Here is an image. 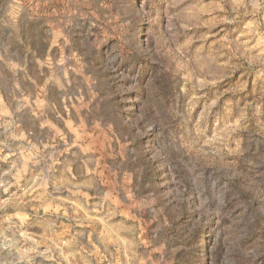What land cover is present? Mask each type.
Masks as SVG:
<instances>
[{
    "label": "rangeland",
    "instance_id": "1",
    "mask_svg": "<svg viewBox=\"0 0 264 264\" xmlns=\"http://www.w3.org/2000/svg\"><path fill=\"white\" fill-rule=\"evenodd\" d=\"M105 2L109 7L94 8L95 14L116 22L139 7L132 0ZM168 2L176 35L157 54L167 102L191 107L193 132L196 122L205 129L201 145L228 154L223 167H239L245 158L258 162L264 156V0ZM59 7L55 0H0V93L9 97L0 102V264H149L146 251L155 262L160 250L149 237L156 225L129 207L131 193L122 189L136 183L116 130L122 113L104 100L109 92L118 99L124 65L103 78L86 69L80 52L96 40V27L80 18L56 27L48 14ZM169 51L178 58L172 70ZM158 92L149 81L143 101L129 90L119 103L146 111ZM105 121L115 138L99 136ZM216 164L205 160L202 179L218 176ZM159 178L153 168L151 179ZM227 187L225 179L217 195ZM181 261L177 255L173 264Z\"/></svg>",
    "mask_w": 264,
    "mask_h": 264
},
{
    "label": "clouds",
    "instance_id": "2",
    "mask_svg": "<svg viewBox=\"0 0 264 264\" xmlns=\"http://www.w3.org/2000/svg\"><path fill=\"white\" fill-rule=\"evenodd\" d=\"M55 3L62 7L59 11L54 8L48 15L54 18L56 27L67 28L72 18L87 19L96 27V40L80 52L86 69L103 78L105 73L111 75L124 65L119 72L124 83L116 90L118 99L113 100L109 92L104 100L122 113L116 130L123 141L121 150L136 173L135 185L122 186L131 193L128 205L138 214H146L147 223L156 225L152 230L156 235L149 239L160 255L153 262L146 251L149 264H173L177 255L182 258L181 264L193 257L197 264H264V156L258 162L245 158L239 167H223L219 162L228 154L221 155L220 150L201 145L205 129L196 122L193 132L191 107L170 106L167 102L166 76L157 54L176 35L170 11L174 4L168 0H132L139 7L125 11L120 22H116L114 16L95 14L94 8L109 7L105 0L99 3L55 0ZM165 3L167 8L163 7ZM109 38L111 42L106 43ZM177 59L168 52L167 70H172ZM183 66L178 64L177 68ZM149 81L155 82L159 92L146 111H140L139 106L137 110H129L119 103L129 90L143 101ZM79 107L86 105L82 103ZM96 107L93 104L92 109L84 112L85 119ZM105 132L115 138L107 121L99 136ZM181 132L185 135H179ZM186 146L188 152L183 150ZM207 159L217 162L214 171L218 176L209 173L205 181L202 177ZM153 168L160 173L158 182L151 179ZM225 179L226 192L218 196ZM142 244L143 241H137V246Z\"/></svg>",
    "mask_w": 264,
    "mask_h": 264
},
{
    "label": "crops",
    "instance_id": "3",
    "mask_svg": "<svg viewBox=\"0 0 264 264\" xmlns=\"http://www.w3.org/2000/svg\"><path fill=\"white\" fill-rule=\"evenodd\" d=\"M0 87H2L1 85H0ZM22 98H24L22 95H21V97H20V99H18V100H20L21 102H22ZM25 98H27V97H25ZM26 100V99H25ZM9 102V97L7 96V93L5 92V90L2 92V93H0V102ZM14 106L13 105H11L10 104V108H9V111H11V112H15V110H14V108H13ZM18 111V110H17ZM21 111H23V109H21Z\"/></svg>",
    "mask_w": 264,
    "mask_h": 264
}]
</instances>
